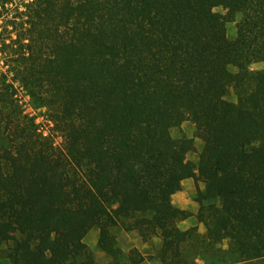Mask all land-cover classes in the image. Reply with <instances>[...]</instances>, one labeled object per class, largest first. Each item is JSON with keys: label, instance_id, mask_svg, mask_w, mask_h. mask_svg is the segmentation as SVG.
I'll list each match as a JSON object with an SVG mask.
<instances>
[{"label": "trees", "instance_id": "obj_1", "mask_svg": "<svg viewBox=\"0 0 264 264\" xmlns=\"http://www.w3.org/2000/svg\"><path fill=\"white\" fill-rule=\"evenodd\" d=\"M19 15L0 33L2 257L100 264L85 242L97 228L104 264L146 260L117 229L158 239L161 264L264 260V0H32ZM187 121L194 137H174ZM188 178L204 234L178 225Z\"/></svg>", "mask_w": 264, "mask_h": 264}, {"label": "rangeland", "instance_id": "obj_2", "mask_svg": "<svg viewBox=\"0 0 264 264\" xmlns=\"http://www.w3.org/2000/svg\"><path fill=\"white\" fill-rule=\"evenodd\" d=\"M32 0H14L13 3L7 4L5 7H3V4L0 2V33L2 32V29H4V26L8 20H14L19 18V13L24 10V5H26L28 2H31ZM216 12H219L223 15L227 13V8L225 6H221L215 9ZM241 20V16H238L236 21L232 22H226V29L228 36L230 38H234L237 34V24ZM11 30V28H10ZM4 65L3 63V57L0 53V69ZM263 67L262 63H256L252 66L253 70H259ZM20 98L22 102L25 104L26 113L30 114V116H36L37 123L42 126L41 131L44 133V135H50L52 134L55 137V142L57 145L62 144L63 138L61 135L54 132L52 129L54 127V124L51 123L48 119V113L47 108L43 109H35L32 105L30 98L24 94L22 91L20 93ZM227 99L229 101H235L236 97L233 93V91L228 95ZM195 125L190 122H184L181 128H175L172 130V135L174 137H180L182 134L188 136L195 133ZM188 159L197 162L199 159L198 149L196 147V150L189 153ZM200 205V204H199ZM201 207V206H200ZM115 233L117 235L118 241L121 245V247L125 250H129L132 247L138 248L145 256H149L151 261L155 262V258L153 257L156 252V247L158 246L159 240L155 239L153 243H144L142 239L136 234V233H127L125 231L121 230H115ZM100 231L97 228H93L90 230L88 235L85 238V242L88 245L90 251L94 254L95 259L98 263L104 264L109 261L108 256L100 250L98 247V239H99ZM2 247L0 246V264H10L8 259L2 257L1 254ZM159 264L160 261L158 260ZM152 263V262H150ZM146 264V260L142 263ZM198 264V263H197ZM249 264H264V260L261 261H255L253 263Z\"/></svg>", "mask_w": 264, "mask_h": 264}, {"label": "crops", "instance_id": "obj_3", "mask_svg": "<svg viewBox=\"0 0 264 264\" xmlns=\"http://www.w3.org/2000/svg\"><path fill=\"white\" fill-rule=\"evenodd\" d=\"M188 137L193 138L194 133L192 135H188ZM195 143L200 157V154L204 150L205 143L203 140L198 138L196 139ZM200 186L201 188H203V184H200ZM196 197H197L196 182L193 178H188L183 181L182 190L173 195L172 202L174 206L178 207L179 209H181L182 211L188 214V218L185 219L184 221H181L178 224L179 227L182 229H189L191 227L198 226L199 232L201 234H204L206 232V227L204 223L201 221L202 210L199 203L196 200ZM149 259L150 257L146 255V264H159L157 259H154L156 260L155 262L151 261L152 259L151 260ZM197 263L206 264L203 260L200 259H197Z\"/></svg>", "mask_w": 264, "mask_h": 264}]
</instances>
